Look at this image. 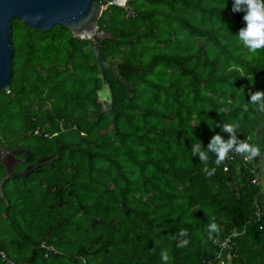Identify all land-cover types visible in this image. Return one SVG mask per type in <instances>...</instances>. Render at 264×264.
<instances>
[{"label": "trees", "instance_id": "16d2710c", "mask_svg": "<svg viewBox=\"0 0 264 264\" xmlns=\"http://www.w3.org/2000/svg\"><path fill=\"white\" fill-rule=\"evenodd\" d=\"M232 7L233 0L105 6L97 29L113 39L99 47L121 78L104 73L107 110L96 101L92 41L58 26L40 33L11 21L0 147L28 151L32 166L47 155L54 160L0 186L6 258L221 264L224 255L216 258L212 241L233 232L228 264H264V208L257 206L261 189L253 167L259 156L246 162L234 154L217 166L214 153L201 162L191 151L199 141L207 150L216 134L227 141L221 127L232 124L239 140L264 152V113L250 103V93L264 91V49L252 54L239 42L245 13ZM4 175L0 165V180ZM212 223L218 232L209 239ZM182 229L187 236L178 235Z\"/></svg>", "mask_w": 264, "mask_h": 264}, {"label": "water", "instance_id": "95a60500", "mask_svg": "<svg viewBox=\"0 0 264 264\" xmlns=\"http://www.w3.org/2000/svg\"><path fill=\"white\" fill-rule=\"evenodd\" d=\"M127 0H0V92H9L11 79L12 47L10 42V25L12 20H18L23 26L35 32H48L51 27L58 26L68 31L72 38L96 42L90 45V52L94 59L96 78L100 81V88L96 91V100L104 110L108 109L111 94L108 81L104 80V73L110 72L118 81L119 68L104 60L100 51L103 40H112L109 32L97 29L99 19L105 6L123 7ZM100 3H104V6ZM131 84H127L130 92ZM22 156V159H18ZM31 154L23 149L4 151L0 147V165L4 169L2 182L8 177H27L42 165L51 164V155L40 157L34 166L26 165L22 172L13 173L15 165L26 164Z\"/></svg>", "mask_w": 264, "mask_h": 264}, {"label": "clouds", "instance_id": "9594fccd", "mask_svg": "<svg viewBox=\"0 0 264 264\" xmlns=\"http://www.w3.org/2000/svg\"><path fill=\"white\" fill-rule=\"evenodd\" d=\"M232 11L233 13H245L243 20L246 26L241 28L236 36L239 42L252 54L264 49V0H233ZM250 95V103L257 106V111L264 113V91H256L250 93ZM221 131L230 134L227 141L221 135L216 134L210 139L207 150H203L201 141L193 143L191 148L193 156H198L201 162H207L209 159L208 153H214L216 156L215 164L218 166L229 158V153L234 152L246 162H250L261 155L258 146L237 138L235 125L224 124ZM217 232L218 226L215 223L210 224L209 239H212L213 234ZM178 235L181 237L187 236V230H180ZM188 243V240H184L183 245L187 246ZM161 257L163 261L167 262L169 257L166 250L161 252Z\"/></svg>", "mask_w": 264, "mask_h": 264}, {"label": "built area", "instance_id": "2783aa9c", "mask_svg": "<svg viewBox=\"0 0 264 264\" xmlns=\"http://www.w3.org/2000/svg\"><path fill=\"white\" fill-rule=\"evenodd\" d=\"M235 153L233 152V153H230V155H229V158L228 159H230V157L232 156V155H234ZM256 216H258V214L256 213ZM233 236H235V233H231V234H229L228 236H226V237H223V238H220V239H214L213 241H212V244H214L217 248H218V251H217V253H216V258H218V257H220L222 254L224 255L225 254V250L227 249V248H229V246H228V243H229V239L231 238V237H233ZM41 247H43V246H41ZM46 249H48V250H52L51 248H46ZM222 253V254H221ZM0 258H1V260L3 261V263L4 264H34V263H26V262H14V261H11L10 259H8V258H6L5 257V255L2 253V252H0Z\"/></svg>", "mask_w": 264, "mask_h": 264}, {"label": "rangeland", "instance_id": "374dc122", "mask_svg": "<svg viewBox=\"0 0 264 264\" xmlns=\"http://www.w3.org/2000/svg\"><path fill=\"white\" fill-rule=\"evenodd\" d=\"M254 168H255V176L256 181L259 182L258 185L260 186L261 192L259 197L257 198V206L262 205L261 195L264 194V152L254 161ZM221 264H228V255L226 253L223 256ZM12 261V260H11Z\"/></svg>", "mask_w": 264, "mask_h": 264}, {"label": "flooded vegetation", "instance_id": "af4514ba", "mask_svg": "<svg viewBox=\"0 0 264 264\" xmlns=\"http://www.w3.org/2000/svg\"><path fill=\"white\" fill-rule=\"evenodd\" d=\"M93 43L92 44H94L95 42H96V40L94 39L93 41H92ZM104 80L105 81H108V80H106L105 78H104ZM109 86V85H108ZM97 101V100H96ZM98 102V101H97ZM9 152V151H8ZM18 159H22V156H18ZM37 162V161H36ZM28 163V162H27ZM19 164V165H24V167L26 166V165H28V164ZM32 166V165H31ZM13 169V168H12ZM24 169V168H23ZM23 171V170H22Z\"/></svg>", "mask_w": 264, "mask_h": 264}, {"label": "bare ground", "instance_id": "6f19581e", "mask_svg": "<svg viewBox=\"0 0 264 264\" xmlns=\"http://www.w3.org/2000/svg\"><path fill=\"white\" fill-rule=\"evenodd\" d=\"M258 208H262V209H263V208H264V205L262 204V205L259 206ZM225 253H226V252H225ZM226 255H227V253H226Z\"/></svg>", "mask_w": 264, "mask_h": 264}]
</instances>
